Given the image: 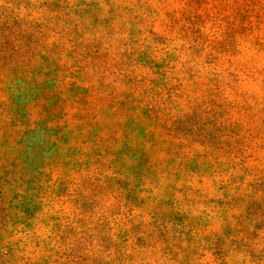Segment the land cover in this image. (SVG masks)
Returning <instances> with one entry per match:
<instances>
[{
  "label": "rangeland",
  "instance_id": "374dc122",
  "mask_svg": "<svg viewBox=\"0 0 264 264\" xmlns=\"http://www.w3.org/2000/svg\"><path fill=\"white\" fill-rule=\"evenodd\" d=\"M0 264H264V0H0Z\"/></svg>",
  "mask_w": 264,
  "mask_h": 264
}]
</instances>
